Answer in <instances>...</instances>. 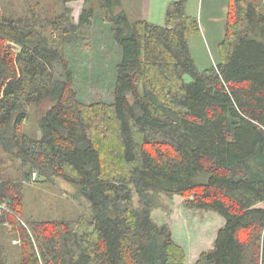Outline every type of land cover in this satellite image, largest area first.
Wrapping results in <instances>:
<instances>
[{
	"label": "trees",
	"instance_id": "16d2710c",
	"mask_svg": "<svg viewBox=\"0 0 264 264\" xmlns=\"http://www.w3.org/2000/svg\"><path fill=\"white\" fill-rule=\"evenodd\" d=\"M72 1L81 0H63ZM186 5L169 3L165 24L124 10L109 17L122 52L111 104L78 98L60 49L76 41L75 26L54 40L0 6V148L13 159L0 161V264H186L171 224L153 217L161 192L193 195L188 209L225 220L195 264H264V0H229L219 61L204 70ZM48 98L42 137L20 134L27 106ZM34 172L77 185L93 217L23 224V182Z\"/></svg>",
	"mask_w": 264,
	"mask_h": 264
},
{
	"label": "rangeland",
	"instance_id": "374dc122",
	"mask_svg": "<svg viewBox=\"0 0 264 264\" xmlns=\"http://www.w3.org/2000/svg\"><path fill=\"white\" fill-rule=\"evenodd\" d=\"M136 1L137 8L141 3L140 0ZM196 1L191 0L188 13H195L193 7L196 6ZM121 2L123 6L121 3L111 10L102 9L98 0H89L87 3L84 0L67 3L63 0H0V6L9 15L28 18L37 23V26L41 24L46 27L54 40L64 36L68 28L73 32L72 26H75L76 41L73 44L60 45V49L73 71L74 89L78 98L87 104H111L114 102L122 52L114 39L109 17L124 9L129 13L127 15L131 21L141 15V11L131 7L130 0ZM85 8H92L94 12L89 23L80 24V17ZM87 17L89 16H86V19ZM189 43L194 61L200 70L207 69L219 61L217 44L208 40L203 32L192 35ZM8 46L15 52L21 49L20 45L13 42H8ZM53 104L49 98L40 103L29 104L26 108L27 117L18 126V132L41 138V120ZM6 160L13 161L0 148L1 168L11 164L9 161L5 163ZM15 163L17 167H21L16 159ZM42 180L44 177L34 172L23 182V224L41 220H89L93 217L91 205L85 197L79 195L77 185L61 177H54L52 182ZM192 197L193 195L183 197L158 193L156 199L159 207L153 212V217L158 221L171 224L173 237L186 254V264H195L204 252L213 248L217 231L225 223L224 218L214 211L188 209L186 202ZM134 206L139 207L137 194L134 195ZM2 232L0 230V239ZM18 243L19 239H12L13 245Z\"/></svg>",
	"mask_w": 264,
	"mask_h": 264
},
{
	"label": "crops",
	"instance_id": "0c3cea01",
	"mask_svg": "<svg viewBox=\"0 0 264 264\" xmlns=\"http://www.w3.org/2000/svg\"><path fill=\"white\" fill-rule=\"evenodd\" d=\"M173 1L175 0H140L141 5H138L137 8L135 6L136 0H130L129 4L134 10L141 11V15L136 19H144L157 24H164L168 5ZM190 3L191 0H187V13L191 6ZM228 8L229 0H197L196 6L193 7L195 13H188L198 19L201 33L203 32L208 40L217 44L216 51L218 50V55L219 44L225 36L224 28H226ZM126 13L129 14L128 12Z\"/></svg>",
	"mask_w": 264,
	"mask_h": 264
}]
</instances>
